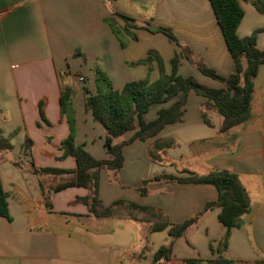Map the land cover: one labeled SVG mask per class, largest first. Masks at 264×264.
<instances>
[{
    "label": "crops",
    "instance_id": "crops-1",
    "mask_svg": "<svg viewBox=\"0 0 264 264\" xmlns=\"http://www.w3.org/2000/svg\"><path fill=\"white\" fill-rule=\"evenodd\" d=\"M236 1L243 12L237 37L256 33L255 47L264 50V13L254 0ZM150 51L160 58L164 74L171 73L176 57L177 75L210 88L223 84L202 74L201 67L222 77L235 71L209 0H0V140L8 144L0 150L8 209V219L0 217V264H214L226 230L218 221L219 207L202 211L216 202V189L176 181L213 171L235 174L250 206L220 255L231 264H264V100L259 89L254 99V80L250 116L243 124L221 132L222 117L190 91L179 122L124 145L122 167L98 173L97 198L100 207L113 210L109 217H94L77 200L89 191L72 185L75 174L35 172L77 168L60 147L69 135L59 103L66 88L74 144L96 160L110 158L105 132L85 108L84 88L95 93L96 69L114 90L131 81H156V58L139 63ZM174 101L150 107L144 121H153ZM252 105L257 119L251 118ZM135 130L117 141L130 140ZM164 142L167 147L160 146ZM119 203L147 207L159 218ZM197 215L182 236H170L172 227ZM155 224L166 226L154 230ZM161 248L170 252L155 260Z\"/></svg>",
    "mask_w": 264,
    "mask_h": 264
},
{
    "label": "trees",
    "instance_id": "trees-1",
    "mask_svg": "<svg viewBox=\"0 0 264 264\" xmlns=\"http://www.w3.org/2000/svg\"><path fill=\"white\" fill-rule=\"evenodd\" d=\"M209 2L221 29L227 49L234 61L235 71L227 77H222L205 67H201L200 72L222 83L223 88H210L198 83L193 77L177 75L176 57L170 63L171 73L169 75L164 74L160 58L151 51L148 53L147 59L139 63H147L152 57L156 58L159 77L152 83H149L147 79L131 81L126 83L121 90H114L108 78L100 70H94L95 93L91 94L87 88H84V93L90 94L84 98V104L85 108L91 112L93 121L105 132L103 146L110 156L109 159L96 160L82 146L74 144V115L70 90L66 88L62 91L59 100L60 112L67 119L69 135L61 142L60 147L63 150L62 157H73L77 168L75 171L43 168L35 169V172L49 175L75 174L76 180L72 185L87 188L89 191L87 197L78 198L77 200L87 205L89 212L94 217L105 218L113 213L111 207L102 208L98 202L99 170L107 169L117 172L122 167V147L124 145L137 139L144 141L157 134L164 126L179 122L190 91H194L197 95L204 97L222 117L221 132L243 124L249 119L253 80L257 76L258 68L264 65V50H258L255 47L256 33L245 39L237 37L236 30L242 19L243 12L236 0H209ZM252 5L259 13H264V0H254ZM121 18L124 21H133L124 16H121ZM106 22H109V20H106ZM159 30L170 41L175 42L168 29L160 28ZM114 32L117 35L115 29ZM132 38L135 39L136 37ZM243 61H245V65ZM172 99L175 101L169 107L159 110L153 121H144L143 116L150 107L166 103ZM136 124L138 128L135 130ZM133 130L135 132L130 140L117 141L120 136ZM160 146L167 147V143L164 142ZM3 149H8V144L0 140V150ZM176 181L184 185H212L216 189V202L207 204L202 213L214 206L220 208L218 221L225 228L226 234L217 251L219 256L214 261V264H231L220 254L227 245L230 230L239 227L240 218L248 213L250 209L248 195L238 181L237 176L228 171H213L201 176L190 175L184 178H177ZM140 192L144 193L145 189L140 190ZM119 204H124L128 209L140 210L151 214L154 218H159L157 214L152 213L147 207L132 203ZM46 207L50 209L49 204ZM200 215L172 227L169 232L170 236L174 239L182 236L185 230L194 224ZM0 217L8 219L6 195L1 184ZM165 226V224H155L153 229L159 230ZM169 252L170 248L159 249L155 254V260H159L162 257L167 258ZM194 263L196 262H188V264Z\"/></svg>",
    "mask_w": 264,
    "mask_h": 264
},
{
    "label": "rangeland",
    "instance_id": "rangeland-1",
    "mask_svg": "<svg viewBox=\"0 0 264 264\" xmlns=\"http://www.w3.org/2000/svg\"><path fill=\"white\" fill-rule=\"evenodd\" d=\"M254 86H255V91H254V99H255V93L260 90V95L263 97L264 100V65H261L258 68V73L256 78H254ZM252 113L255 115H252L251 118L254 119L258 117V113H255V105H252Z\"/></svg>",
    "mask_w": 264,
    "mask_h": 264
},
{
    "label": "water",
    "instance_id": "water-1",
    "mask_svg": "<svg viewBox=\"0 0 264 264\" xmlns=\"http://www.w3.org/2000/svg\"><path fill=\"white\" fill-rule=\"evenodd\" d=\"M150 30H155V27L154 26H150L149 27ZM87 96H89V93L87 94ZM203 264H208L207 262H203ZM210 264V263H209Z\"/></svg>",
    "mask_w": 264,
    "mask_h": 264
},
{
    "label": "built area",
    "instance_id": "built-area-1",
    "mask_svg": "<svg viewBox=\"0 0 264 264\" xmlns=\"http://www.w3.org/2000/svg\"><path fill=\"white\" fill-rule=\"evenodd\" d=\"M79 81H82V79H81V78H79Z\"/></svg>",
    "mask_w": 264,
    "mask_h": 264
}]
</instances>
